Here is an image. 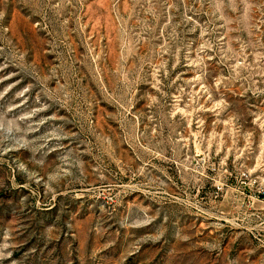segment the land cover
<instances>
[{
	"label": "rangeland",
	"instance_id": "obj_1",
	"mask_svg": "<svg viewBox=\"0 0 264 264\" xmlns=\"http://www.w3.org/2000/svg\"><path fill=\"white\" fill-rule=\"evenodd\" d=\"M0 264H264V0H0Z\"/></svg>",
	"mask_w": 264,
	"mask_h": 264
}]
</instances>
